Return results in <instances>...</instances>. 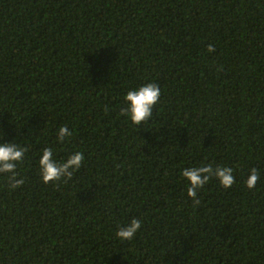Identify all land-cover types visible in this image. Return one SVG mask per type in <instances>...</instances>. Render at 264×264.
<instances>
[{"label": "trees", "instance_id": "trees-1", "mask_svg": "<svg viewBox=\"0 0 264 264\" xmlns=\"http://www.w3.org/2000/svg\"><path fill=\"white\" fill-rule=\"evenodd\" d=\"M145 80L160 103L133 128L121 97ZM62 124L85 163L44 185L35 152ZM9 141L32 150L21 188L0 178V264H264V0H0ZM202 161L236 182L193 204L179 173ZM132 216L142 232L117 244Z\"/></svg>", "mask_w": 264, "mask_h": 264}, {"label": "clouds", "instance_id": "clouds-1", "mask_svg": "<svg viewBox=\"0 0 264 264\" xmlns=\"http://www.w3.org/2000/svg\"><path fill=\"white\" fill-rule=\"evenodd\" d=\"M207 51L212 53L215 48L209 45ZM160 98L161 88L158 83L155 80H145L124 92L121 97L120 115L133 128L144 126L151 120L154 108L160 103ZM13 122L18 128L23 127L17 121ZM73 135L74 130L67 124L59 125L51 133V140L35 152L36 173L42 184L56 185L61 182L67 184L84 166L85 154L82 150L77 148L69 150L64 147L71 144ZM31 150V143L0 142V178L5 181L9 192L24 185L25 178L20 175L19 169L29 159L28 154ZM179 175L186 186V197L193 204L199 203L200 190L211 180H215L223 189L231 188L236 182V176L231 167L205 161L196 166L183 167ZM259 179L258 170L249 169L243 178L244 187L248 190L254 189ZM142 230V219L132 216L116 226L112 239L117 244L128 245L136 240ZM166 252L168 251L161 249L162 259Z\"/></svg>", "mask_w": 264, "mask_h": 264}]
</instances>
